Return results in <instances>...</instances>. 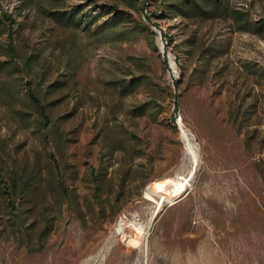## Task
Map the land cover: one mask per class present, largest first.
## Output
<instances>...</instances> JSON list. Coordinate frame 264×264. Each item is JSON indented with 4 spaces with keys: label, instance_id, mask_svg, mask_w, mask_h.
<instances>
[{
    "label": "rangeland",
    "instance_id": "rangeland-1",
    "mask_svg": "<svg viewBox=\"0 0 264 264\" xmlns=\"http://www.w3.org/2000/svg\"><path fill=\"white\" fill-rule=\"evenodd\" d=\"M142 1L146 15L121 0H66L89 9L117 3L148 25L142 35L103 42L53 21L46 13L56 7L51 0L26 7L0 0V12L20 22L16 40L39 49L49 80L63 81L52 114L64 136L58 150L32 120L0 101V138L9 139L13 157L28 171L38 163L43 170L23 199L28 230L12 227L0 199V264H264V36L236 29L231 18L148 21L161 3ZM229 3L253 22L264 20V0ZM195 30L217 47L204 81L188 77L200 64L188 53ZM6 40L0 33V43ZM182 68L186 76L174 104L173 81ZM142 72L153 83L113 89L111 79ZM151 96L164 105L158 115L149 112ZM179 123L199 164L190 186L175 194L170 183L190 167ZM53 153L73 192L68 203L46 180ZM147 190L166 200L157 207ZM120 221L123 233L116 231ZM137 223L144 233L135 230Z\"/></svg>",
    "mask_w": 264,
    "mask_h": 264
},
{
    "label": "trees",
    "instance_id": "trees-1",
    "mask_svg": "<svg viewBox=\"0 0 264 264\" xmlns=\"http://www.w3.org/2000/svg\"><path fill=\"white\" fill-rule=\"evenodd\" d=\"M51 1L55 2L56 7L46 10V13L58 25L72 30L83 29L87 34L99 38L103 42L142 35L148 27L141 18L136 19L130 10L120 7L117 3H101L93 9H89L82 3L69 7L66 0ZM121 1L128 8L135 9L140 13L146 8V3L142 0ZM21 2L22 6L26 7L31 6L33 0H21ZM160 3L158 11L149 12L148 21H151L152 16L155 18L156 16L161 18L180 16L191 21H195L197 18L206 21L231 18L235 22L236 29L264 36V20L258 23L253 22L244 10L230 6L229 0H160ZM22 10L20 9L21 12ZM19 24L20 22L11 13L0 12V33L7 34V40L0 43V55H4V58H0V74L4 75L0 82V101L11 106V111L20 118L32 120L34 125L46 133L48 140L53 141L59 150L63 145L64 136L58 130L52 114L54 104L52 98L58 92L59 84H62L63 81L61 79L49 80L48 67L44 66L39 59V49H34L32 46L28 49V43L26 45V43H19L16 40V30ZM198 34L195 30L190 36L188 53H196L200 64L188 73V77L200 76V79L204 81L213 52L217 47L214 41L204 36L205 33L200 36H197ZM163 61L165 67L170 69L166 56ZM135 62V65L143 66L142 62ZM185 76L186 71L182 68L179 76L173 81L174 104L179 102L180 95L177 94V91ZM149 78L145 72L130 73L128 78L119 76L111 79V85L115 91L127 92L138 88L140 84L153 83ZM147 103L150 113L154 111V114L158 115L164 110V105L155 97L151 96ZM172 119L174 122L176 121L175 115ZM52 128H54L52 134L47 135ZM8 141V138H0V199L4 201L12 227L21 232L24 228L27 230L30 228L29 223L25 222L28 216L24 214L23 199H25V194L30 191V181L35 177H42L43 170L40 163L29 171L25 164L18 163L13 157ZM52 157H54V170L46 180L55 188L57 196L62 197L68 203L71 201L73 192L64 175L65 167L55 153L52 154ZM259 172L264 180V167H259ZM92 182L95 196L98 197L99 171L93 172ZM47 229L48 226H44L41 233Z\"/></svg>",
    "mask_w": 264,
    "mask_h": 264
},
{
    "label": "bare ground",
    "instance_id": "bare-ground-1",
    "mask_svg": "<svg viewBox=\"0 0 264 264\" xmlns=\"http://www.w3.org/2000/svg\"><path fill=\"white\" fill-rule=\"evenodd\" d=\"M146 15V14H145ZM179 122V121H178ZM180 124V123H179ZM181 125V124H180ZM182 129V136L183 139H185L186 141V145H187V155H189L190 158V167L189 169H187L186 172L180 173L179 175H177L176 179L174 181H172L171 187L172 190L174 191L175 194L180 193L182 190L188 188L190 186V181L192 179V177L195 174V171L198 167L199 164V160H198V154H197V150L195 145L193 144V142L191 141V138L189 136V133L183 128V126H180ZM170 187V186H169ZM155 195H157V193L153 190H147L146 192V197L150 200L156 201L157 207L161 206L163 201L166 200V197L163 196V199H156ZM135 230H137L140 233H144L145 231V226L143 224L137 223L134 225ZM125 230V223L123 221L118 222V227L116 229L117 233H123Z\"/></svg>",
    "mask_w": 264,
    "mask_h": 264
},
{
    "label": "built area",
    "instance_id": "built-area-1",
    "mask_svg": "<svg viewBox=\"0 0 264 264\" xmlns=\"http://www.w3.org/2000/svg\"><path fill=\"white\" fill-rule=\"evenodd\" d=\"M142 14L144 15V14H147V9L145 8L144 9V11L142 12ZM178 119H180V118H178Z\"/></svg>",
    "mask_w": 264,
    "mask_h": 264
}]
</instances>
